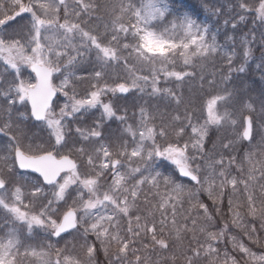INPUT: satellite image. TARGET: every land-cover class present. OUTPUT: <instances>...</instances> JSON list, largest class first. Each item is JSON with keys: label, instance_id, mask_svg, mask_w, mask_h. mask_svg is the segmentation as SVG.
I'll use <instances>...</instances> for the list:
<instances>
[{"label": "snow or ice", "instance_id": "6c2138e0", "mask_svg": "<svg viewBox=\"0 0 264 264\" xmlns=\"http://www.w3.org/2000/svg\"><path fill=\"white\" fill-rule=\"evenodd\" d=\"M197 2L0 0V264H264V0Z\"/></svg>", "mask_w": 264, "mask_h": 264}, {"label": "trees", "instance_id": "16d2710c", "mask_svg": "<svg viewBox=\"0 0 264 264\" xmlns=\"http://www.w3.org/2000/svg\"><path fill=\"white\" fill-rule=\"evenodd\" d=\"M185 3L191 5V6L195 7L197 10H199V6H198L197 0H185ZM219 3L220 4H227L228 3V0H219ZM224 18H226V17H221L219 19V21H217V18L216 17H212L211 20H208L206 14H201V16H200V19L201 20H206L207 23H209L211 25L214 24L215 25V29H219V31L221 33V36L218 37V39H220L221 43H223V36H222V34L225 31V28L222 25V21H223ZM241 29H242V31H245V32L247 31V28L244 27L243 25H241ZM237 51L239 52V48H237ZM256 55H259V51L256 52ZM222 67H225V66L222 65L221 62H219L213 68V72H216L217 75L219 76V72H220V69ZM217 135H219V136H225L227 134H226V132H222V133H219V134H217V133L214 132V133H212L211 138L212 139H216L217 138ZM98 260H99V264H105V258L103 257V255H100L98 257Z\"/></svg>", "mask_w": 264, "mask_h": 264}, {"label": "rangeland", "instance_id": "374dc122", "mask_svg": "<svg viewBox=\"0 0 264 264\" xmlns=\"http://www.w3.org/2000/svg\"><path fill=\"white\" fill-rule=\"evenodd\" d=\"M210 25H211V24H210ZM257 56H259V55H257ZM219 62H220V61L217 60L215 66H216ZM253 63H255V62H253ZM215 66H214L213 64L209 63V64L207 65L206 72H207V73H212V72H213V68H214ZM239 82H240V81H237V83H239ZM247 83H248V81L245 80V86H247ZM229 86H233V85L229 84ZM198 89H199V82L196 81V80H193V81H190L188 85H185L183 90H184L186 96L189 95V94H192L193 97L196 98L197 95H198V91H197ZM253 95L255 96L256 93H253ZM137 102H139V101H137ZM120 103H121V104H125V103H127V104H132V103H133V98L130 96L129 99H128L127 101L121 100ZM162 110H163V108H162ZM113 127H115V125H113ZM213 133H214V132H213ZM226 134H227V135H230V133H228V132H226Z\"/></svg>", "mask_w": 264, "mask_h": 264}]
</instances>
